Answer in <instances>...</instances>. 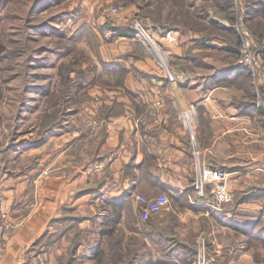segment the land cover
I'll list each match as a JSON object with an SVG mask.
<instances>
[{"label":"crops","instance_id":"obj_1","mask_svg":"<svg viewBox=\"0 0 264 264\" xmlns=\"http://www.w3.org/2000/svg\"><path fill=\"white\" fill-rule=\"evenodd\" d=\"M153 3L157 7L154 4L147 7V16L156 27L173 33L168 38L161 32L154 33V39L160 44L159 50L133 44L130 38L123 40L124 37L113 52L104 47L100 49L104 62L116 61L126 67L125 83L130 91L129 97L120 89H90L100 97L87 112L91 115L95 111L94 115H97L100 106H109L116 101L123 104V113L99 120L100 126L94 137L88 135L91 126H64L53 140L54 148L50 154H65L64 158L60 164L46 166L45 170L51 175L34 178L33 187L27 185L24 178L7 176L4 171L0 173V217L7 218L14 225L0 244V264H34L47 258L50 264H57V258L65 254L69 244L66 239L61 238L56 248L40 254H31L29 249L45 233H60L61 224L52 221L61 217L65 208L88 218L83 221L81 229L90 227L87 230L92 231L91 227L96 228L89 235V242L78 249L84 263V256L97 262L98 258L108 254L107 240L114 241L116 237L121 245L130 238V248L138 249L137 257L129 264H155L157 257L161 256L158 248L146 237L148 235L140 234L142 229L154 227V230H162L171 224L170 238L182 243L184 249L188 243L202 238L203 230H211L213 234V226L217 230L220 219L217 215L215 219V212L208 207L213 203L210 186L205 187L203 197L196 195L191 154L193 143L201 154L202 164L229 174L225 183L233 195L253 185L260 191L258 200L239 203L235 210L227 205L222 210L223 216L264 208V108L256 103L257 95L264 97V37L261 44L253 39L261 57L263 73L254 81L248 70L234 63L235 46L225 49L228 43L224 40L215 36L202 37V25L209 20L203 17L202 0H183L178 6L179 12L172 11L165 0H154ZM175 15L180 20L178 25L172 22L171 17ZM187 49L199 55L188 53ZM165 67L190 73L193 78L188 83L183 81L184 77L169 81ZM103 78L110 79L108 76ZM153 88L157 97L165 102L156 121L146 118L143 107H140L142 92ZM191 105L194 114L189 132L178 115ZM136 119L138 127L134 126ZM190 133L194 136L193 143ZM99 140L100 145L97 144ZM84 143L89 146L86 150ZM84 151L90 154L89 162L77 169L73 163ZM133 174H137L140 180L132 181ZM142 182L146 184L144 189L141 188ZM98 184V197L82 192ZM126 194L125 203L130 204L132 211L128 210L125 218V208L118 207L116 200ZM159 194H166L169 199L164 210L148 217L141 208L140 216L136 214L140 204L135 196L151 199ZM33 202L36 203L31 207ZM117 209L119 218L112 220L114 228L106 238L102 234L103 227L111 221L105 213ZM96 211L101 219L89 218ZM155 216L160 217L157 223L144 225L145 219ZM244 223V219H234L226 221V226L235 230ZM242 249L239 251L243 253ZM173 254H167L166 264H172L169 261L174 257L179 260L190 256H182L179 252Z\"/></svg>","mask_w":264,"mask_h":264},{"label":"rangeland","instance_id":"obj_2","mask_svg":"<svg viewBox=\"0 0 264 264\" xmlns=\"http://www.w3.org/2000/svg\"><path fill=\"white\" fill-rule=\"evenodd\" d=\"M35 1L0 0V173L4 171L3 173L7 176L24 178L23 180L30 187H33L34 178L51 175L45 170L46 166L49 165L48 168H50L53 164H60V160L64 158L65 154L50 156L52 148H54L53 140L62 132L64 126H91L88 130L90 137L96 136L98 132L97 130L91 134L92 126H100L97 115H94L95 111L90 115L87 109L95 105L100 97L90 89L96 90L97 87L103 85L92 84L87 90L85 87L82 90L76 89L74 85L67 88L65 81L62 82V74L69 70L71 64L74 61L77 62L81 55L86 57V60L68 72L69 77L73 80L76 78L74 68L82 71L93 66L92 69L95 67V72L99 73L102 66L100 58L96 57L98 47L99 51L104 47L108 52H113L122 41V37L117 34L112 39L106 40L104 34L111 31L110 28H107L108 26L132 29L134 28L133 22L137 19L152 36L158 32L164 34L163 37L166 38L173 35L171 30L156 27L153 20L147 16V7L154 4V0H145V3L144 0H136L133 3H126V0H41L31 8ZM232 1L231 9L220 12L216 8L214 0H202L203 17L209 19H206L202 37L215 36L226 43H235L236 48L233 56L235 63L239 42L234 25L237 23V19H240L239 13H242L244 0ZM165 2L169 3L172 11H178V6L182 4L183 0H165ZM154 5L157 7L156 4ZM74 8L81 11L71 14ZM81 13L82 16L77 20L72 19ZM171 18L173 24L180 23L176 15ZM214 22L218 25L212 26L211 24ZM243 24L251 32L249 26L246 23ZM80 31L83 33H79ZM250 36L255 40L256 36L252 32ZM126 39L129 38H123V40ZM129 40L133 44H142L134 35ZM222 47L224 46H220V48ZM253 48L257 51L254 43ZM187 50L188 53L191 52L190 49ZM136 52L139 53V49ZM191 54L199 55L192 52ZM204 56L203 53L202 57ZM168 71L179 80L184 77L183 81L186 80V83L193 78L192 74L175 70L173 67ZM108 77H110V83L118 80L120 84L116 89H120L123 95L129 97L130 91L126 87L125 77L123 79L117 73L109 74ZM75 84H83V82L78 81ZM63 90L64 92H62ZM148 91L142 92L140 107H143V114L146 118L148 116L156 121L161 110H164L165 102L157 97L155 88ZM139 100H141L140 95ZM257 100L258 98H256V103ZM152 103L156 106L158 115L156 118L150 116L148 112ZM163 116L165 118L164 111ZM49 118L50 120L56 118V120L51 122ZM178 118L180 119V114ZM92 121L95 124L91 123ZM58 122L61 124L60 127H56L57 132L40 130V126H58ZM134 126L138 127V120L134 122ZM57 140L60 141V139ZM87 144H83L84 150L89 147ZM8 147L10 149L6 152ZM79 156L77 162L73 163L77 169L87 165L90 159V154L87 151ZM13 180L11 179V181ZM248 187L251 186L246 188ZM227 205L229 204L222 205L220 210H214L208 204V207L215 212L214 218L217 215L220 219L219 226L215 220L213 221L214 225L215 223L217 225V230H214L216 226H213V234L211 230H203L202 238L196 240L195 243H188L189 245L186 246L188 248L192 246L194 253L188 252L184 248L177 250L174 249L175 247H168L167 249H171V252L174 249L173 255L178 252L182 256L190 255L179 260L174 257V260L169 262L172 264H177V262L179 264H264V246L260 243L247 245L243 241L245 237L242 231L226 226V221L241 219L238 215L223 216L222 210H225ZM238 212L242 216L245 214L251 216L252 212L258 211L255 208ZM259 212L261 219H252L255 222L252 225H256L257 229L261 230L264 227V211L262 209ZM87 215L89 216V214ZM89 218L101 219L97 216V211ZM246 223L251 224L249 221ZM91 230H96V228L93 226ZM96 246L99 249V244ZM240 249L244 252L239 251ZM165 250L158 249L157 251L162 257L163 252H167ZM66 253L67 251L62 256H66ZM77 256L76 264H98L86 256H84V263L80 258L81 254L77 253ZM158 260L157 257L155 264H158ZM45 261L50 264L49 260H37L34 264L37 262L43 264Z\"/></svg>","mask_w":264,"mask_h":264},{"label":"trees","instance_id":"obj_3","mask_svg":"<svg viewBox=\"0 0 264 264\" xmlns=\"http://www.w3.org/2000/svg\"><path fill=\"white\" fill-rule=\"evenodd\" d=\"M40 1L41 0H36L31 6V8L36 3H39ZM126 1H127L126 3H133L136 0H126ZM214 2H215L214 4L216 5V8L220 12L231 9V6L233 5L232 0H214ZM144 3H145V0H144ZM242 4H243V8H242L243 10H242V13H239V17L243 23H246L249 26V28L251 29V32L256 36L258 43L261 44L260 43L261 39L264 37V0H244ZM80 11L81 10H79L78 8H74L71 14L72 13L76 14ZM81 16H82V13L78 17H74L72 19L77 20ZM216 24L217 23L214 22L211 25L216 26ZM204 26L206 27L205 24L202 25L203 28ZM107 28H110L111 31L115 32V34L119 35L120 37L132 38V35H134V31L130 27L121 28V27L108 26ZM229 31L234 32L233 30H229ZM79 33H83V31H80ZM233 46H235L233 49L235 50L236 44L235 43L231 44L228 42L226 48H231ZM96 57L100 58V64L102 66L100 68L99 73L95 72L94 70L95 67L92 69L93 66H90V68H86L85 70H82V71H80L78 68H74V71H75L74 73L76 75V78L74 80L73 78L69 77L68 72L71 71V69L75 67L76 65H80V63L83 60H86V57L84 55H81L77 62L74 61L71 64L69 70H66L65 73L62 74V82L63 80L65 81V83L67 84V88L70 85H74L76 89L82 90L85 87V89L87 90L88 88H90V86H92V84L93 85L102 84L103 85L102 87L109 88V89H116V87L120 84V82L118 80H114L113 82L110 83V80L108 78H103V76H109V74L112 75V74L117 73L118 76L120 75L124 79L127 73L126 67L123 64L116 62V61H113L110 63L104 62L101 59L99 47L97 49ZM78 81L83 82V84H75ZM104 85H107V86H104ZM62 92H64V90ZM123 110H124L123 104L113 101V103L109 106L102 105L98 108L97 118L98 120H107L109 117L123 113ZM55 120L56 118L50 121L53 122ZM60 124L61 122L57 123L58 126H40V130L44 132H57L58 130H56V127H60L59 126ZM102 126H105V125L102 124ZM97 144L100 145L101 140H99ZM97 144H95V146ZM9 149L10 148L8 147L6 152H8ZM139 180L140 178L137 174L132 175V181H139ZM145 185H146L145 182H142L143 187L141 188L144 189ZM82 192L90 193L92 197H98V195H100L99 184L95 188L93 187L86 188ZM125 197H127V194L124 195L121 199L116 200V201L118 202L117 204L118 207L125 208L124 216L126 218V216H128V214H126L128 210L130 211L132 210L129 206L130 204L125 203V199H126ZM259 197H260V191L257 187L251 186L248 188H244L243 190L237 191L234 193L233 204L230 203V206H233L234 207L233 209L235 210L236 206L239 203H243V202L247 203L251 201H256L259 199ZM263 207H264V203H263ZM141 208L142 206L140 204L139 207L135 210L138 216H140ZM263 211H264V208H263ZM105 212L106 211H104V213ZM248 213H251V212H248ZM105 215L111 221L110 223L106 224L103 227L102 234L107 238L109 234H111L114 228V224L112 223L113 222L112 220H116L119 218V211L117 209L111 213L106 212ZM234 215H238V217L245 220V223L243 224L242 227L235 228V230L237 231L238 230L242 231L243 236L245 237L243 239L244 243H246L247 245L249 244L251 245V243L255 245L260 243L264 246V227H262V229L259 230L257 229L256 225H252V223L255 224L254 220L252 219L254 218H257L258 220L261 219L260 212L259 211L255 213L252 212L251 216L249 214H245L242 216L239 214V212ZM159 218L160 217L158 216L147 218L145 219L144 225H148L150 223L155 224L157 223V219ZM86 219H88L86 216H83L82 214H79V213H72L70 208H65L64 214L61 217L55 218L52 221V223L61 224L62 228L60 230V233L58 232L45 233L41 238L36 240L34 244L31 245L29 252L31 254H37V253L40 254L45 251H50V249H52L53 247L55 248L57 247L58 242L60 241L61 238H64L69 242L67 249H66L67 253H66V256L61 255L57 258V264H76L77 259H78L77 253H78L79 247L89 242V238H90L89 235L91 234L92 231H94V230L90 231L87 229L83 230L80 228V226L83 224V221ZM246 221L251 222V224L246 223ZM259 225H260V222H259ZM171 227L172 225L170 224L162 228V230H154V227L152 229L151 228L142 229V233L140 232V234L148 235L146 236L148 240L152 241L154 246L160 249L161 251L167 249L168 247L170 248L175 247L174 249H177V250L183 249L182 243H179L178 241H172L173 239L170 238V233L172 231ZM107 243H108L109 252L105 256L97 259L98 264H128L137 257L138 249L130 248V238H128V241L123 245L119 243V240L116 239V237L114 241L107 240ZM124 247H126L127 249H124ZM174 249L172 251H174ZM185 249L188 250V252H191V253L193 252L192 246L189 248L185 247ZM165 251L167 252L165 253L163 252V256L160 257L157 262L158 264H166L167 254L172 255L173 253L171 252V249L170 250L167 249ZM43 260H49V259L47 258ZM37 264H41V263L37 262ZM43 264H48V262L45 261Z\"/></svg>","mask_w":264,"mask_h":264},{"label":"built area","instance_id":"obj_4","mask_svg":"<svg viewBox=\"0 0 264 264\" xmlns=\"http://www.w3.org/2000/svg\"><path fill=\"white\" fill-rule=\"evenodd\" d=\"M133 26L134 28L132 29L134 31V36L139 41H141L143 45L155 48L157 50L160 49L159 42L155 40L151 34H149V31L147 29L142 27L139 20H134ZM234 27L237 32L239 42L235 63L237 66H241L248 70L252 79L254 81H257V79L262 75V62L260 55L253 48V39L250 36L251 32L240 19H237V23L234 25ZM114 35L115 33L113 31H109L104 34L106 40L112 39ZM165 70L166 76L169 81L174 82V76H172V74L168 71L167 67H165ZM257 98V105L264 108V97L257 95ZM155 111L156 106H154V104L152 103L148 108L150 116L156 118L158 115L157 111ZM193 113L194 106H190L187 111H183L180 113V119L184 124L183 127L189 132H191L192 130V126L189 125ZM97 128L98 126H92L91 134L96 131ZM190 140L192 143L194 142V136L192 133H190ZM192 157V166L195 173L194 185L196 189V195L203 197L205 187L210 186L213 203H210L209 206L212 209L220 210L222 205L230 204L233 201V193L226 187L225 183L226 179L229 177V174L221 169L211 168L208 165L202 164L200 160V152L194 143ZM135 199L139 204H141L144 214H146L148 217L160 213L169 204V199L166 194H159L151 199L137 195L135 196ZM35 203L36 202H33L31 204V207H33ZM13 227L14 225L7 218L0 217V244L4 240L8 230Z\"/></svg>","mask_w":264,"mask_h":264}]
</instances>
